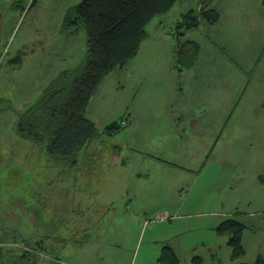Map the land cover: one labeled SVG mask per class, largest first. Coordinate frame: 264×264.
<instances>
[{
	"label": "rangeland",
	"instance_id": "rangeland-1",
	"mask_svg": "<svg viewBox=\"0 0 264 264\" xmlns=\"http://www.w3.org/2000/svg\"><path fill=\"white\" fill-rule=\"evenodd\" d=\"M82 1L0 0V264H159L165 245L180 264L264 258V0H178L155 17L99 84L86 111L99 136L69 168L17 123L86 61L85 29L65 25ZM204 5L219 21L188 28ZM226 219L246 226L241 259L216 231Z\"/></svg>",
	"mask_w": 264,
	"mask_h": 264
},
{
	"label": "trees",
	"instance_id": "trees-1",
	"mask_svg": "<svg viewBox=\"0 0 264 264\" xmlns=\"http://www.w3.org/2000/svg\"><path fill=\"white\" fill-rule=\"evenodd\" d=\"M177 1L83 0L69 10L65 16L66 27L82 26L86 31V61L62 73L35 105L19 115L18 135L44 146L46 154L57 164L75 167L80 152L99 136L94 123L86 116L99 84L108 74L124 68L135 58L148 36V25L155 17L168 13ZM200 17L210 24L219 21V13L204 5L198 15L193 12L185 15L187 27H197ZM199 53L200 46L195 41L178 43V65L191 69ZM123 128L122 122H114L105 128V134L112 137ZM245 230L246 226L235 219L222 221L216 229L220 236H228L232 260L245 256L242 243ZM158 263L180 264V259L171 247L165 246ZM192 264L204 262L200 257H193ZM252 264H264V258L259 255Z\"/></svg>",
	"mask_w": 264,
	"mask_h": 264
},
{
	"label": "crops",
	"instance_id": "crops-1",
	"mask_svg": "<svg viewBox=\"0 0 264 264\" xmlns=\"http://www.w3.org/2000/svg\"><path fill=\"white\" fill-rule=\"evenodd\" d=\"M169 217L168 216H166V219H168ZM165 246H169V245H165ZM165 246H163V247H165ZM162 247V248H163ZM170 247V246H169ZM172 248V247H171ZM173 249V248H172ZM174 250V249H173ZM175 251V250H174ZM259 256V255H258ZM197 257H199V256H197ZM201 258V257H200ZM202 259V258H201ZM203 260V259H202Z\"/></svg>",
	"mask_w": 264,
	"mask_h": 264
},
{
	"label": "built area",
	"instance_id": "built-area-1",
	"mask_svg": "<svg viewBox=\"0 0 264 264\" xmlns=\"http://www.w3.org/2000/svg\"><path fill=\"white\" fill-rule=\"evenodd\" d=\"M160 219H161V220H163L164 218H163V217H161Z\"/></svg>",
	"mask_w": 264,
	"mask_h": 264
}]
</instances>
